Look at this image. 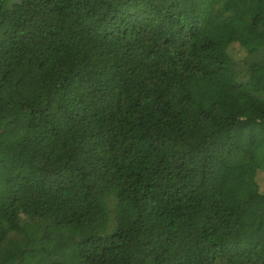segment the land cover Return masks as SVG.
<instances>
[{"label": "trees", "instance_id": "obj_1", "mask_svg": "<svg viewBox=\"0 0 264 264\" xmlns=\"http://www.w3.org/2000/svg\"><path fill=\"white\" fill-rule=\"evenodd\" d=\"M261 170L264 0H0V261L264 264Z\"/></svg>", "mask_w": 264, "mask_h": 264}, {"label": "rangeland", "instance_id": "obj_2", "mask_svg": "<svg viewBox=\"0 0 264 264\" xmlns=\"http://www.w3.org/2000/svg\"><path fill=\"white\" fill-rule=\"evenodd\" d=\"M240 47L237 44H233L229 48V52L238 57L242 55ZM257 188L253 192L254 195H249L243 200V218L254 227L264 226V199L262 198L261 204H258L257 195L264 191V170L259 171L257 174ZM0 264H5L4 261H0Z\"/></svg>", "mask_w": 264, "mask_h": 264}]
</instances>
